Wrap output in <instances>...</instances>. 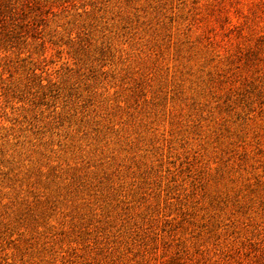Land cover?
I'll return each instance as SVG.
<instances>
[{
	"label": "rangeland",
	"instance_id": "1",
	"mask_svg": "<svg viewBox=\"0 0 264 264\" xmlns=\"http://www.w3.org/2000/svg\"><path fill=\"white\" fill-rule=\"evenodd\" d=\"M0 264H264V0H0Z\"/></svg>",
	"mask_w": 264,
	"mask_h": 264
}]
</instances>
